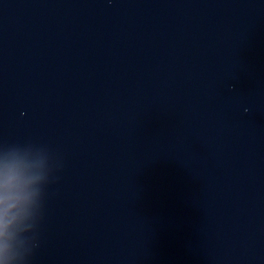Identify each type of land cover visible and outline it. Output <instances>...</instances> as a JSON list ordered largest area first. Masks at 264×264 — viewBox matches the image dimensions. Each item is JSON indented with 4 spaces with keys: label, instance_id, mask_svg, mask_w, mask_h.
<instances>
[{
    "label": "water",
    "instance_id": "water-1",
    "mask_svg": "<svg viewBox=\"0 0 264 264\" xmlns=\"http://www.w3.org/2000/svg\"><path fill=\"white\" fill-rule=\"evenodd\" d=\"M0 264H264V0H0Z\"/></svg>",
    "mask_w": 264,
    "mask_h": 264
},
{
    "label": "clouds",
    "instance_id": "clouds-1",
    "mask_svg": "<svg viewBox=\"0 0 264 264\" xmlns=\"http://www.w3.org/2000/svg\"><path fill=\"white\" fill-rule=\"evenodd\" d=\"M22 183L21 176L15 166L6 168L2 180H0V236L4 235V229L11 223L12 209L21 200L20 188ZM5 251L4 246H0V255Z\"/></svg>",
    "mask_w": 264,
    "mask_h": 264
}]
</instances>
